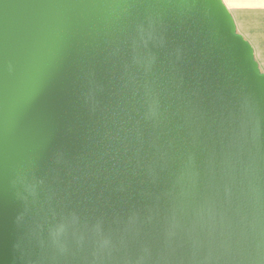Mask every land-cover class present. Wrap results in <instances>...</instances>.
Masks as SVG:
<instances>
[{
    "label": "water",
    "instance_id": "obj_1",
    "mask_svg": "<svg viewBox=\"0 0 264 264\" xmlns=\"http://www.w3.org/2000/svg\"><path fill=\"white\" fill-rule=\"evenodd\" d=\"M0 264H264V72L223 0H0Z\"/></svg>",
    "mask_w": 264,
    "mask_h": 264
},
{
    "label": "crops",
    "instance_id": "obj_2",
    "mask_svg": "<svg viewBox=\"0 0 264 264\" xmlns=\"http://www.w3.org/2000/svg\"><path fill=\"white\" fill-rule=\"evenodd\" d=\"M236 23L237 31L253 46L264 72V0H223Z\"/></svg>",
    "mask_w": 264,
    "mask_h": 264
}]
</instances>
